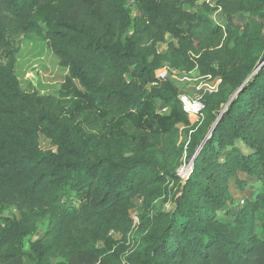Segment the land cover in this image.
Returning a JSON list of instances; mask_svg holds the SVG:
<instances>
[{
    "label": "trees",
    "instance_id": "16d2710c",
    "mask_svg": "<svg viewBox=\"0 0 264 264\" xmlns=\"http://www.w3.org/2000/svg\"><path fill=\"white\" fill-rule=\"evenodd\" d=\"M240 12L264 17V0H0V209L18 211L0 223V264H264V63L252 73L264 25L237 22ZM31 31L67 69L59 94L20 86L16 39ZM165 63L221 79L198 124L188 126L174 81L157 80ZM82 109L151 118L133 135L95 133L75 119ZM181 126L193 129L187 144ZM184 151L195 155L185 179ZM240 173L262 191L221 220ZM160 198L172 209H158ZM39 219L46 230L25 250Z\"/></svg>",
    "mask_w": 264,
    "mask_h": 264
},
{
    "label": "rangeland",
    "instance_id": "374dc122",
    "mask_svg": "<svg viewBox=\"0 0 264 264\" xmlns=\"http://www.w3.org/2000/svg\"><path fill=\"white\" fill-rule=\"evenodd\" d=\"M213 3L214 0H206ZM194 9V7H190ZM136 13V6H132V14ZM215 19L218 21L222 20V15L220 12L215 13ZM254 20L256 22L262 23L264 25V17H255L248 13H238L236 15L237 22L243 24L246 21ZM264 30V27H263ZM172 37L167 35V39L170 40ZM16 61H15V73L20 82V86L25 91L36 90L41 94H59L62 84L64 82L65 76L67 74V69L58 63V58L51 51L47 40H45L38 32L31 31L20 35L16 39ZM160 48L163 50L165 44L161 43ZM264 59V57H263ZM1 60V57H0ZM166 64V63H165ZM190 81L187 83H182L180 81H175L174 83L180 86V89H188L193 91L194 86L198 80H195L196 73L193 71L190 74ZM65 108L67 111L72 109V106L65 102ZM154 112L159 116H167L169 109L163 110L162 104L156 102L154 104ZM75 119L84 126L87 130L93 131L95 133H103L108 130H113L119 134L133 135L143 130L146 126V120L150 117H143L140 119L137 116L132 118H111L109 116L102 117L94 110H80L74 111ZM151 118V117H150ZM156 124H159L158 120H155ZM179 140V137L177 138ZM40 146L43 150H55L50 140L43 135L40 136ZM190 158H185V151L182 157V166L187 167ZM181 165L176 169L177 173L180 174L179 170ZM181 177V176H180ZM240 177L245 180V184L242 188H239L234 184L233 179L229 182L230 192L232 195V200L228 203L224 209H222L218 217L221 220H231L234 214L239 212L241 208L249 200H254L257 193L262 191L261 183L254 177L244 173H240ZM71 203L77 205L78 200L73 196L68 199ZM243 200V202H241ZM136 206L132 209L131 214L138 221L137 213L141 209V198L135 199ZM155 206L161 210L172 209L173 203L170 198L164 199L160 198L155 202ZM226 210H230L231 214H227ZM17 218L18 211L12 206H3L0 209V223L3 222L4 218ZM47 219H39L36 221V231L27 236L24 240V249L29 250V243L41 237L47 227ZM113 235L118 238L119 235L113 233ZM134 233L130 235V241L132 242ZM54 262V260H53ZM28 263V262H27Z\"/></svg>",
    "mask_w": 264,
    "mask_h": 264
},
{
    "label": "built area",
    "instance_id": "2783aa9c",
    "mask_svg": "<svg viewBox=\"0 0 264 264\" xmlns=\"http://www.w3.org/2000/svg\"><path fill=\"white\" fill-rule=\"evenodd\" d=\"M191 72H184L179 71L175 68H172L168 64H163L161 67H159L155 71V75L157 80H163L166 78L172 79L174 82L180 81L182 83H187L190 81V74ZM195 80H198L196 85L194 86L193 91H189L188 89H180L178 84L175 83V85L178 87V99L181 102V106L183 108V111L186 114L188 126H192L195 124H198L201 121L202 118V110L204 107V104L202 102V96L205 92H212L217 90V86L220 82L219 77H212L211 75H205V76H196ZM163 110L167 109L166 105L162 106ZM184 126H181L179 128L178 134H179V140H183L185 144L188 143L190 134L193 131V129H189L187 133H184L183 131ZM189 166V172L191 171L192 165H190V162L188 164ZM181 165V169H182ZM188 172V174H189ZM180 173V172H179ZM187 174V175H188ZM181 178L185 179L187 175L179 174ZM243 202V200H241ZM136 222V220H134Z\"/></svg>",
    "mask_w": 264,
    "mask_h": 264
},
{
    "label": "water",
    "instance_id": "95a60500",
    "mask_svg": "<svg viewBox=\"0 0 264 264\" xmlns=\"http://www.w3.org/2000/svg\"><path fill=\"white\" fill-rule=\"evenodd\" d=\"M263 63H264V59L262 60L261 63H259V64L254 68V70H253L252 73H254L255 71H257ZM252 73H251V74H252ZM251 74H250V75H251ZM250 75L248 76V78L250 77ZM248 78H247V79H248ZM240 89H241V87L238 88V89H237V90L231 95V97H230V99L228 100L227 104L231 101V99L233 98V96H234L237 92L240 91ZM220 115H221V114H220ZM217 120H218V119H217ZM217 120L211 125L209 131L207 132V135L205 136V138H204V139L201 141V143L199 144L198 149H200V148L202 147V145H203V143L205 142V140L210 136L211 131H212L214 125L216 124ZM194 159H195V155H194L193 157L190 158V161H189V162H190V165H193V163H194Z\"/></svg>",
    "mask_w": 264,
    "mask_h": 264
},
{
    "label": "bare ground",
    "instance_id": "6f19581e",
    "mask_svg": "<svg viewBox=\"0 0 264 264\" xmlns=\"http://www.w3.org/2000/svg\"><path fill=\"white\" fill-rule=\"evenodd\" d=\"M189 170H190V169H189V166H187V167L185 166V167H182V169L180 168L179 171H180L181 174H183V175H187L188 172H189Z\"/></svg>",
    "mask_w": 264,
    "mask_h": 264
}]
</instances>
